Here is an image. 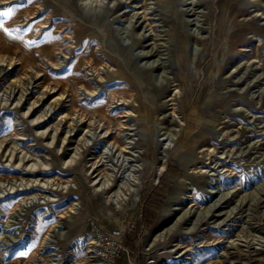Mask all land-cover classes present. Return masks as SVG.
Listing matches in <instances>:
<instances>
[{
    "label": "rangeland",
    "instance_id": "1",
    "mask_svg": "<svg viewBox=\"0 0 264 264\" xmlns=\"http://www.w3.org/2000/svg\"><path fill=\"white\" fill-rule=\"evenodd\" d=\"M10 9L0 264H92L95 229L117 264H264V0Z\"/></svg>",
    "mask_w": 264,
    "mask_h": 264
},
{
    "label": "built area",
    "instance_id": "2",
    "mask_svg": "<svg viewBox=\"0 0 264 264\" xmlns=\"http://www.w3.org/2000/svg\"><path fill=\"white\" fill-rule=\"evenodd\" d=\"M120 236L119 231L105 233L100 229H95L91 247L96 259L92 261V264H117L116 261L122 248Z\"/></svg>",
    "mask_w": 264,
    "mask_h": 264
},
{
    "label": "bare ground",
    "instance_id": "3",
    "mask_svg": "<svg viewBox=\"0 0 264 264\" xmlns=\"http://www.w3.org/2000/svg\"><path fill=\"white\" fill-rule=\"evenodd\" d=\"M194 6V5H193ZM196 6V5H195ZM146 10V9H145ZM148 10V9H147ZM146 13V12H145ZM197 13V12H196ZM145 19V18H144ZM250 79V78H249ZM12 96V95H11ZM54 108V107H53ZM67 134V133H66ZM53 136V135H52ZM70 141V140H69ZM12 148V147H11ZM16 149V148H15ZM79 149V148H78ZM13 152V151H12ZM11 152V153H12ZM12 155V154H11ZM23 155V154H22ZM27 155V154H26ZM11 157V156H10ZM44 163V162H43ZM129 165V164H128ZM37 167V166H36ZM43 167V166H42ZM132 179V178H131ZM126 180H127V178H126ZM125 180V181H126ZM130 181V180H129ZM128 181V182H129ZM21 182V181H20ZM24 183H26V182H24ZM21 185V184H20ZM96 185V184H95ZM121 191V190H120ZM36 195V194H35ZM35 195H33V196H35ZM174 197V196H173ZM31 198H33V197H31ZM170 203V199L167 201V203H166V208L165 207H163L162 208V210H161V215H160V217H159V222L158 223H160V224H162L161 226H160V228L159 229H161L162 227H163V222H165L166 221V218H167V214H168V211L166 210L167 209V206H168V204ZM164 206H165V204H164ZM218 207H220L219 205H218ZM213 208H217V205L216 204H214L213 205ZM190 212H191V210H190ZM190 215V214H189ZM225 215H227V214H225ZM219 216V215H218ZM228 216H229V214H228ZM210 218V217H209ZM225 220V219H224ZM223 220V221H224ZM221 222V221H220ZM260 230V229H259ZM161 235V233H156L155 235H154V240L157 238V237H159ZM239 240V239H238ZM253 244V243H252ZM232 245H229V247H231ZM228 248V247H227ZM237 248V247H236ZM246 248V247H245ZM92 249V248H91ZM233 249V248H232ZM92 251V253H93V250H91ZM228 251V250H227ZM232 252V251H231ZM250 252V251H249ZM252 252V251H251ZM227 254V253H226ZM232 254V253H231ZM240 254V253H239ZM223 255V254H222ZM233 255V254H232ZM241 255V254H240ZM244 255V254H243ZM224 256H225V252H224ZM223 256V257H224ZM231 256V255H230ZM234 256V255H233ZM91 257H93V261L96 259V257L95 256H91ZM242 257V256H241ZM247 257V256H246ZM249 257H251V256H249ZM254 257V256H253ZM236 259V258H235ZM239 259V258H238ZM242 259H244V258H242ZM252 259V258H251ZM237 260V259H236ZM259 260V259H258ZM257 260V261H258ZM234 261V260H233ZM235 262V261H234ZM237 262V261H236ZM247 262V261H246ZM251 262H253V261H251ZM229 263V262H228ZM238 264V263H237ZM246 264V263H245Z\"/></svg>",
    "mask_w": 264,
    "mask_h": 264
},
{
    "label": "snow or ice",
    "instance_id": "4",
    "mask_svg": "<svg viewBox=\"0 0 264 264\" xmlns=\"http://www.w3.org/2000/svg\"><path fill=\"white\" fill-rule=\"evenodd\" d=\"M29 2H31V0H29ZM11 12V9L9 10V12H0V17L2 16H8Z\"/></svg>",
    "mask_w": 264,
    "mask_h": 264
}]
</instances>
